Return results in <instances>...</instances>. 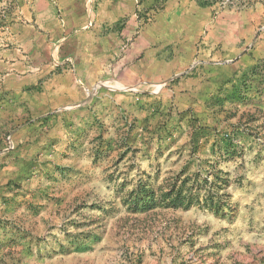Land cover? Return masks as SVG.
I'll list each match as a JSON object with an SVG mask.
<instances>
[{
    "label": "rangeland",
    "instance_id": "374dc122",
    "mask_svg": "<svg viewBox=\"0 0 264 264\" xmlns=\"http://www.w3.org/2000/svg\"><path fill=\"white\" fill-rule=\"evenodd\" d=\"M138 1L0 0V264H264V4Z\"/></svg>",
    "mask_w": 264,
    "mask_h": 264
},
{
    "label": "trees",
    "instance_id": "16d2710c",
    "mask_svg": "<svg viewBox=\"0 0 264 264\" xmlns=\"http://www.w3.org/2000/svg\"><path fill=\"white\" fill-rule=\"evenodd\" d=\"M193 1H194V3L196 4L197 7L202 8V9L214 8L215 6L232 7L234 5L237 6V7L246 8V7H251L255 3L264 4V0H256V1H254V0H193ZM140 2L141 1L139 0L138 4H137V7L140 6ZM138 9L139 8H136V10H135V15L137 17V20L140 21L141 18H142L143 19L142 23L146 24L149 19L146 18V16H140V10H138ZM160 9H162V6H160L159 9H157V11H159ZM0 16H1V14H0ZM1 21L2 20L0 19V22ZM120 23H121V29H123L125 21L122 20V21H120ZM259 65H260V62L256 63L255 65H253L251 67H249L246 71H244V72H242L240 74V76L237 78L239 84L237 86H232V89L235 88V90H233V92L230 94L231 95L230 97L238 98V96H240L239 93H238V89H240L242 87L245 79L248 76L253 77V76L256 75V72H257V70L259 68ZM184 186H185V184L178 191V193H180V194H177V196H178V198L176 199L177 205H181V203L184 202V201H188L189 203L190 202L192 203V199H191V195L192 194H191V192L193 191L194 187L197 186V184H191L187 188V191H189V195L186 196V197H181L180 195H183L182 194V189H183ZM143 195L145 196V200H142L140 198V196H143ZM133 201L135 203V205H134L135 209L148 210V209L152 208V195H151V193L149 191L142 190L140 192V195L138 196V198H135Z\"/></svg>",
    "mask_w": 264,
    "mask_h": 264
},
{
    "label": "built area",
    "instance_id": "2783aa9c",
    "mask_svg": "<svg viewBox=\"0 0 264 264\" xmlns=\"http://www.w3.org/2000/svg\"><path fill=\"white\" fill-rule=\"evenodd\" d=\"M13 141L11 136H8L5 140V147L4 149L0 152L1 155H6L7 153H9L10 151L13 150Z\"/></svg>",
    "mask_w": 264,
    "mask_h": 264
},
{
    "label": "crops",
    "instance_id": "0c3cea01",
    "mask_svg": "<svg viewBox=\"0 0 264 264\" xmlns=\"http://www.w3.org/2000/svg\"><path fill=\"white\" fill-rule=\"evenodd\" d=\"M65 101H66V102H69V100H67V98H65ZM66 105H67V104H66ZM53 119H54V122H61V121H60V118L57 117V116H54Z\"/></svg>",
    "mask_w": 264,
    "mask_h": 264
}]
</instances>
